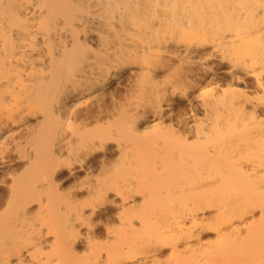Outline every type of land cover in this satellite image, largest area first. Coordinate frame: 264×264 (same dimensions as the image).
Wrapping results in <instances>:
<instances>
[{"label":"bare ground","instance_id":"obj_1","mask_svg":"<svg viewBox=\"0 0 264 264\" xmlns=\"http://www.w3.org/2000/svg\"><path fill=\"white\" fill-rule=\"evenodd\" d=\"M263 225L264 0H0V264H264Z\"/></svg>","mask_w":264,"mask_h":264},{"label":"rangeland","instance_id":"obj_2","mask_svg":"<svg viewBox=\"0 0 264 264\" xmlns=\"http://www.w3.org/2000/svg\"><path fill=\"white\" fill-rule=\"evenodd\" d=\"M208 48V47H207ZM202 62H205V61H202ZM226 65H225V63H222L221 64V68H220V70H219V72L220 73H224L223 71H224V69H226V67H225ZM125 75V74H124ZM227 83V82H226ZM225 83V81H223L222 79L221 80H218L216 83H214V82H212L211 84H206V86H205V84H204V86H203V88H204V90L203 89H201L200 90V92H202V94L204 93V95L203 96H201V97H203L204 98V96H206L205 98H208V97H210L211 95H214V94H216V93H220L222 90L221 89H223L224 90V87L226 88L227 87V85H228V83L226 84ZM206 88V89H205ZM117 89H120V90H122V93L124 92V90L123 89H121L120 87H118ZM204 92H203V91ZM228 89L226 88V91H227ZM112 91V87H110V88H106L105 89V92H106V94L108 95V97H109V93ZM106 95V96H107ZM111 97V96H110ZM175 108H177V107H175ZM109 149H108V151L106 152L107 154H106V156H103V152H101V153H98V156H96V158L92 161V162H90V164L92 165L91 166V168L89 169L90 170V172H92V174L91 173H89L90 174V176H89V174L87 175L88 177V179H86L87 181L88 180H90V181H92V183L94 182V181H96L95 179H101L102 177H103V175L105 174V172L107 171V168H108V172H106V175L109 173V172H111V170L113 169L114 170V168H112V169H110L112 166H113V163L114 162H117L118 160H116V161H114L115 159H117L118 157H119V154L117 153V151L115 150V148L113 147V144H109ZM111 151V152H110ZM118 154V155H117ZM108 158V159H107ZM120 159V158H119ZM114 161V162H113ZM13 162H10V163H8L7 164V166L6 167H8L9 166V168H13L14 167V165L12 164ZM112 163V164H111ZM118 163V162H117ZM119 163H120V160H119ZM11 165V166H10ZM104 166V168L102 167V166ZM107 165V166H106ZM110 165V166H109ZM115 165H116V163H115ZM100 166H101V168H100ZM116 166H118V165H116ZM99 169V170H98ZM101 169V170H100ZM104 169V170H103ZM103 170V171H102ZM112 170V171H113ZM102 173H101V172ZM105 171V172H104ZM20 172V171H19ZM19 172H17L18 174H19ZM97 173L96 175H98V173H100V175H102V177L100 176V175H98L97 176V178H96V176H95V174L94 173ZM103 172H104V174H103ZM17 173H15V175L13 176V177H17L18 175H16ZM64 174H63V176L62 177H64L63 179H62V177L60 178V180H59V182H58V192H59V195H60V198L62 197V196H64V198H61V200L62 199H65V200H62L63 202H68L69 200V198L68 197H71L70 195H72L73 194V192L71 191L72 189L74 190H76L77 191V189L75 188L76 186H77V184L76 183H78V182H80V181H82L83 182V180H85V178L83 177V176H85L86 174H84V172L82 173V175H81V178H78L77 180H74V179H70L69 177H68V175H67V173H68V170H64V172H63ZM22 175H23V172H22ZM95 177H94V176ZM19 176H20V174H19ZM93 176V177H92ZM100 176V177H99ZM86 177V176H85ZM11 178L12 177H9L8 179L9 180H11ZM95 178V179H94ZM92 179H94V180H92ZM85 180V181H86ZM8 181V180H7ZM86 181V182H87ZM10 182V181H9ZM71 182V183H70ZM73 182V183H72ZM89 182V181H88ZM89 183H91V182H89ZM76 184V186H74ZM78 184H80V183H78ZM60 185V186H59ZM73 187V188H72ZM67 188H68V190H67ZM71 192H72V194H71ZM78 194L80 195V194H82V193H79L78 192ZM84 194V193H83ZM82 194V195H83ZM112 195V194H111ZM82 198H85V196L84 197H82ZM67 199V200H66ZM115 214H113V217H112V219L110 220V222L112 223V224H110V222H108V224L107 225H109V227H116V225L115 224H117L116 223V215L114 216ZM112 216V215H111ZM103 218V220H101ZM115 218V219H114ZM98 219H99V221H98ZM105 220H106V217H104L103 216V214H99V216H93L92 217V221L94 222V226L95 227H97L96 228V231L97 232H99L98 234L100 235V233H101V235H103V232H104V229H105ZM105 222V223H104ZM104 223V224H103ZM115 226H114V225ZM112 225V226H111ZM264 226V225H263ZM263 229H264V227H263ZM85 232V229H83L82 230V232ZM264 233V230H262L261 231V233H259L260 235H262L263 233ZM260 235H259V237H260ZM262 238H264V234L261 236ZM218 247V246H217ZM83 250V248H81V247H79V250ZM217 249V248H216ZM227 249V248H226ZM218 252H219V249H218V251H217V254H218ZM215 257V256H214ZM214 261H216V260H214ZM217 261H219V260H217ZM214 263H219V262H214ZM213 263V264H214Z\"/></svg>","mask_w":264,"mask_h":264}]
</instances>
